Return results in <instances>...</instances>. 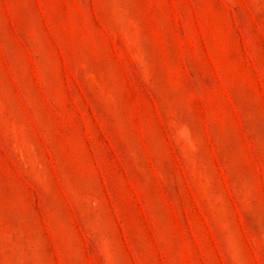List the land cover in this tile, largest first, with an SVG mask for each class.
<instances>
[{"label": "rangeland", "instance_id": "1", "mask_svg": "<svg viewBox=\"0 0 264 264\" xmlns=\"http://www.w3.org/2000/svg\"><path fill=\"white\" fill-rule=\"evenodd\" d=\"M0 264H264V0H0Z\"/></svg>", "mask_w": 264, "mask_h": 264}]
</instances>
